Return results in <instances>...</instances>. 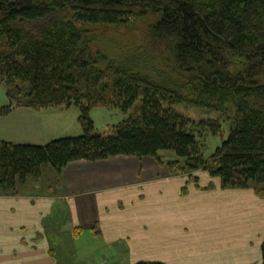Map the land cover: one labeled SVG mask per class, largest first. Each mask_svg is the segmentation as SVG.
<instances>
[{
  "label": "trees",
  "instance_id": "1",
  "mask_svg": "<svg viewBox=\"0 0 264 264\" xmlns=\"http://www.w3.org/2000/svg\"><path fill=\"white\" fill-rule=\"evenodd\" d=\"M0 82V115L75 106L83 129L42 145L0 140V194L38 183L48 166L58 188L71 161L136 156L264 197V0H0ZM176 104L220 116L193 121ZM99 106L129 115L101 132ZM225 122L227 139L205 157L198 137Z\"/></svg>",
  "mask_w": 264,
  "mask_h": 264
},
{
  "label": "crops",
  "instance_id": "2",
  "mask_svg": "<svg viewBox=\"0 0 264 264\" xmlns=\"http://www.w3.org/2000/svg\"><path fill=\"white\" fill-rule=\"evenodd\" d=\"M8 104L2 99L0 108ZM72 108L16 106L0 115V140L42 145L81 135ZM193 174L198 182L153 157L75 160L54 191L50 184L48 193H27L35 181L0 194V264H118L124 254L129 263L262 264L264 197L251 187H222L205 170ZM63 231L71 243L57 250ZM89 232L102 251L78 245Z\"/></svg>",
  "mask_w": 264,
  "mask_h": 264
},
{
  "label": "rangeland",
  "instance_id": "3",
  "mask_svg": "<svg viewBox=\"0 0 264 264\" xmlns=\"http://www.w3.org/2000/svg\"><path fill=\"white\" fill-rule=\"evenodd\" d=\"M7 98H8L7 87H5V85L2 82H0V101L2 99H7ZM173 108L177 112L189 117L193 121H200L201 119H206V118H210V117L216 118V117L220 116L219 112H217V111L209 110L207 108L199 107V106H188L185 104H176ZM75 110L79 111V108L73 106L71 112H75ZM128 115H129V113H124L120 109L113 108V107H101V106H99V107L93 108L91 111V117L94 121L95 127L101 132L108 131L114 125L122 122ZM229 133H230L229 124L225 122L223 125V131L220 134L213 135L210 131H207V132H204V134L202 136H199L198 138L202 143L203 153H204L205 157L208 158L211 155H213L214 152L216 151V149L223 143V141L225 139H227ZM163 157L164 158H173L174 152L173 151L164 152ZM53 174H54V170L52 167H50V166L45 167L43 177L38 182L39 186H37V187L35 186V188L34 187L27 188L26 189L27 193H34V194L35 193H48V188H49L50 184L52 185L51 188L53 189V191L56 190L57 189L56 184L52 181ZM34 182H35V180L31 179L29 181V185H31V186L34 185L33 184ZM58 228L63 229V230L65 229V227H62L61 225H59ZM99 230H101V227L99 228ZM63 233L65 235H67V237L65 239H60V241L59 240L57 241V250L59 249L60 242L68 243V246H70V243H71L70 237L64 231H63ZM107 235L109 236L108 233H107ZM115 243H116V246L123 251V253H124V251H126L127 246L125 243H123V244H121V243L117 244L119 242H115ZM78 245L82 248L87 247L88 251L90 250V251L96 252L97 250L98 251L103 250L101 240H100V242H99V240H95L92 237L90 232L80 239V241L78 242ZM71 246L73 247V243L71 244ZM110 250H111V247H109V245H106L105 246V252L109 251V254L107 253V257H109L110 254L112 255V252H110ZM77 255H79V254L75 253V256H77ZM126 256L127 255L124 254V261L122 263H118V264H134V263H136V262L129 263L128 260L125 259ZM92 257L93 256L91 255V258ZM83 258L86 262L87 261L86 257H83ZM114 258L116 260H118L116 257H114ZM67 260H69L68 256H67ZM138 261H140V260H138Z\"/></svg>",
  "mask_w": 264,
  "mask_h": 264
}]
</instances>
